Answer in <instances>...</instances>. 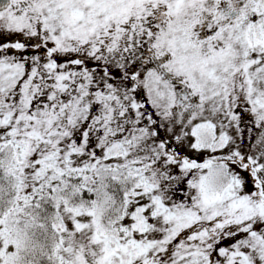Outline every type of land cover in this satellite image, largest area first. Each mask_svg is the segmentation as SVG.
Segmentation results:
<instances>
[{
  "label": "snow or ice",
  "instance_id": "1",
  "mask_svg": "<svg viewBox=\"0 0 264 264\" xmlns=\"http://www.w3.org/2000/svg\"><path fill=\"white\" fill-rule=\"evenodd\" d=\"M0 264H264V0H0Z\"/></svg>",
  "mask_w": 264,
  "mask_h": 264
}]
</instances>
